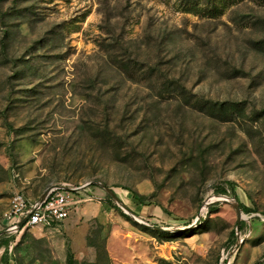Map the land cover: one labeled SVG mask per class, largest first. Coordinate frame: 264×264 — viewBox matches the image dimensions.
I'll return each instance as SVG.
<instances>
[{
	"label": "rangeland",
	"instance_id": "rangeland-1",
	"mask_svg": "<svg viewBox=\"0 0 264 264\" xmlns=\"http://www.w3.org/2000/svg\"><path fill=\"white\" fill-rule=\"evenodd\" d=\"M52 185L93 201L8 231ZM2 232L0 264H264V0H0Z\"/></svg>",
	"mask_w": 264,
	"mask_h": 264
},
{
	"label": "built area",
	"instance_id": "built-area-1",
	"mask_svg": "<svg viewBox=\"0 0 264 264\" xmlns=\"http://www.w3.org/2000/svg\"><path fill=\"white\" fill-rule=\"evenodd\" d=\"M80 189L52 185L44 200L39 199L34 203L22 191H15L3 215L8 231H19L18 225L26 216L28 220L22 229L52 227L63 223L79 204L93 201V196H77Z\"/></svg>",
	"mask_w": 264,
	"mask_h": 264
},
{
	"label": "trees",
	"instance_id": "trees-1",
	"mask_svg": "<svg viewBox=\"0 0 264 264\" xmlns=\"http://www.w3.org/2000/svg\"><path fill=\"white\" fill-rule=\"evenodd\" d=\"M214 108H219L220 111L223 112L224 115H228V114H231V115H235V116H241V112L243 113V108H241V105L240 104H237V103H233V104H216L214 106ZM224 185H226V187L224 188H218L217 190H220L218 192V194H221V195H229V193L232 194L233 198H235L236 200H238L237 198V195L236 193L234 192V183L231 182V181H227ZM223 186V185H221ZM114 193V192H113ZM115 194V193H114ZM112 195V194H111ZM111 195H108L109 199L112 200V197L116 200H119L117 195L115 194V196H111ZM133 198L140 204L142 205L144 203V199L143 197H141L140 195L136 194V193H133ZM214 199V198H213ZM239 206H240V209L243 211V212H246V213H250L252 212L247 206L243 205L242 203H239ZM114 208L116 210H118L119 212H121L122 216L128 220L129 222H131L133 225L137 226V227H141L145 230H148L147 227H144V226H141L139 225L138 223H136L131 217H129L128 215H126L125 213H123L121 211V209L119 207H115ZM214 208V207H212ZM211 207L209 208L212 209ZM213 212V211H211ZM201 223H203V220H201ZM238 228V231L239 232H243L246 228H247V225L245 222H240L237 226ZM189 231L193 230L192 228L188 229ZM159 231V230H158ZM161 233V232H160ZM231 244L230 246L232 247L235 242H236V232H232L231 234ZM7 249L8 247H6L3 255H2V259L5 261V264H7V261H6V256H7ZM67 264H78V262L74 259L73 255L69 254L68 257H67ZM255 264H262L260 261H256Z\"/></svg>",
	"mask_w": 264,
	"mask_h": 264
},
{
	"label": "water",
	"instance_id": "water-1",
	"mask_svg": "<svg viewBox=\"0 0 264 264\" xmlns=\"http://www.w3.org/2000/svg\"><path fill=\"white\" fill-rule=\"evenodd\" d=\"M107 190H109V189H107ZM48 191H49V188L43 193V195H42L41 198H40V201L44 200V198L47 196ZM110 193H111L113 196H115V194H114L112 191H110ZM118 201H119V200H118ZM216 201H220V200H216ZM216 201H211V202L206 203V204H205V207H206V208H209V206L212 205L213 203H215ZM224 201H225V202H228L227 199H224ZM234 205H235L234 207H235V209L237 210V213H238V224H239L240 221H241V209H240V206H239V203H238V202H236ZM121 210H123V212H124L126 215H128L129 217H131L133 220H136V216H135V214H134V213H133L128 207H126L125 205L122 204V205H121ZM27 220H28V216H26V217H25V218L19 223V225H18V229H19V230H21V229L23 228V226H24V224L27 222ZM142 224L145 225V226H150L152 229H155V230H159V231H169V230H167V229H163V228H160V227L155 226V225H150V224L145 223V222H142ZM190 228H193V226H189V227H186V228H183V229H179V230H187V229H190ZM176 232H177V231H176ZM2 234H3V232L0 233V236H1ZM238 245H239V242L236 243V245H235V249L238 248Z\"/></svg>",
	"mask_w": 264,
	"mask_h": 264
},
{
	"label": "crops",
	"instance_id": "crops-1",
	"mask_svg": "<svg viewBox=\"0 0 264 264\" xmlns=\"http://www.w3.org/2000/svg\"><path fill=\"white\" fill-rule=\"evenodd\" d=\"M40 198H41V197H38V198H36V199H30V198H28V199L34 203V202L38 201Z\"/></svg>",
	"mask_w": 264,
	"mask_h": 264
}]
</instances>
